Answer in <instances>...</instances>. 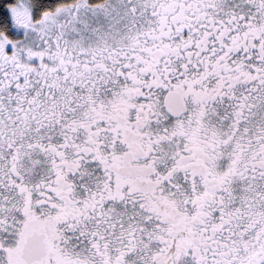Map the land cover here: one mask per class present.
Here are the masks:
<instances>
[{"label":"snow or ice","instance_id":"1","mask_svg":"<svg viewBox=\"0 0 264 264\" xmlns=\"http://www.w3.org/2000/svg\"><path fill=\"white\" fill-rule=\"evenodd\" d=\"M0 264H264V0H0Z\"/></svg>","mask_w":264,"mask_h":264}]
</instances>
